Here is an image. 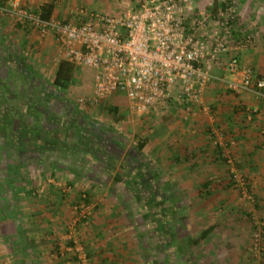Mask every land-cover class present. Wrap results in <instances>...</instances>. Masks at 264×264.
Wrapping results in <instances>:
<instances>
[{
  "label": "crops",
  "instance_id": "obj_1",
  "mask_svg": "<svg viewBox=\"0 0 264 264\" xmlns=\"http://www.w3.org/2000/svg\"><path fill=\"white\" fill-rule=\"evenodd\" d=\"M10 1L0 0V4L10 7ZM13 1L35 12H40L45 5L54 4L53 17L62 21L79 17V14L70 11L72 0ZM126 2L120 5L130 7V10L138 6V0ZM245 12L239 11L235 23L233 43L236 47L229 54L223 55L221 62L226 64L236 56L256 77H263L264 21L262 18L248 19ZM11 20L0 17V33L7 36L13 33H35L21 26L16 30V24ZM214 24L209 23L207 29L201 31L203 37L211 36L216 27ZM50 39L53 40L52 37ZM248 39L251 42L246 47L240 46L241 43L246 44ZM23 41L26 43L21 48L17 47L19 51L13 46L14 54L23 55L29 49L28 44L32 45L27 38H22ZM213 74L215 79L203 94V102L210 108V115L204 114L196 105L191 106L190 112L187 107L169 110V105L176 106L173 102L158 105L150 111L159 112L165 108L177 121L174 126L169 125L167 137L157 138L154 142L160 148L159 152L166 153L158 160L162 165L145 174L138 170L139 177L132 176L128 165L121 166L117 173L97 170L113 179L112 187L124 193L129 200L126 208L130 217H141L142 225L138 218L135 219L136 223L133 221L134 226L128 219L110 217L116 211L115 205L109 207L103 203L96 204L104 210L108 209L110 213L103 211L97 219L91 222L85 220L78 232L95 264H251V254L242 247L240 238L234 236L246 230L234 227V217L229 212L237 202L224 159L214 144L213 129L222 130L228 143H234L231 147L233 157L248 178V184L256 196L254 205L264 217V94L235 93L228 89L225 82L235 80V77L223 66L215 65ZM123 100L120 96L114 98V101ZM13 122L18 126L16 120ZM0 130L4 135V138L0 137V264H78L68 247L60 242L74 214L75 197H67L59 191L61 189L54 187L56 185L41 184L54 173L57 174L55 176L67 175L68 178H75L76 174L79 178H88L86 170L72 168L66 171L60 165L66 161H77V154L81 151L77 153L76 146L68 142L53 144L55 142L50 132L38 134L31 122L30 125H22L18 131H10L1 122ZM167 138L168 150L164 146ZM174 149V153H177L175 156L172 155ZM94 158L101 161V157ZM85 159L89 165L94 162L92 156ZM51 160L53 164L50 165L48 163ZM33 166L38 169L33 170ZM165 177L167 180L163 179ZM188 193L209 195V198L213 194H223L215 202L202 197L201 205H194L197 209L193 211H200V217L197 212L190 220L196 231L194 236H190V230H186L189 226L181 224L177 217L178 210H184L189 205L178 203L176 198H183L182 195ZM129 205L135 207L133 213ZM210 210H219L220 213L214 215L218 217L223 214L222 219L214 221V218H210ZM140 225L141 231H145L144 238L141 236ZM218 229H223L224 235H229L228 240L238 242L237 245L227 250H217L211 244L204 249L202 244L209 242Z\"/></svg>",
  "mask_w": 264,
  "mask_h": 264
},
{
  "label": "built area",
  "instance_id": "obj_2",
  "mask_svg": "<svg viewBox=\"0 0 264 264\" xmlns=\"http://www.w3.org/2000/svg\"><path fill=\"white\" fill-rule=\"evenodd\" d=\"M195 14L188 0H138L135 10L121 15L79 14L78 19L62 21L56 17L44 19L41 13L23 8L17 1L11 0L10 7L0 4V17L10 18L42 38L52 37L64 60L94 71L93 96L88 101L91 105L120 96L126 98L132 112L140 115L172 102L187 107L189 112L196 105L210 115L203 94L215 79V65L223 66L235 77L225 82L228 89L263 96L264 76L256 77L236 56L226 64L221 62L222 56L236 47L235 25L231 24L238 16L236 3L214 18L216 27L208 38L201 31L207 29L211 16ZM250 42L248 39L240 46L246 47ZM213 138L233 181L245 188V175L232 156L234 143H228L220 129H213ZM89 216L90 213H83L82 221ZM79 222L78 219L69 226L65 240L73 245L68 249L78 264H94L78 237ZM259 231L254 247L256 257L263 250L259 243L264 224Z\"/></svg>",
  "mask_w": 264,
  "mask_h": 264
},
{
  "label": "rangeland",
  "instance_id": "obj_3",
  "mask_svg": "<svg viewBox=\"0 0 264 264\" xmlns=\"http://www.w3.org/2000/svg\"><path fill=\"white\" fill-rule=\"evenodd\" d=\"M72 4L70 11H73L76 14L82 15H90L92 13H104V14H116L118 13L121 15L122 11L123 14L130 12V7H123V2L127 4L126 1L128 0H72ZM190 4H192L193 8H195L196 14L195 16L199 15V12L204 13L205 15H210L209 23L214 24L215 17L219 15L222 11V5L227 3L229 0H188ZM232 3H236L238 10L244 13H247L246 17L248 19L255 18L264 21V0H231ZM120 4H123L122 6ZM112 6V8H110ZM115 6V7H114ZM243 7V8H242ZM129 10V11H128ZM238 11V13H239ZM116 12V13H115ZM6 18V17H5ZM246 18V19H247ZM247 19V20H248ZM13 23L15 24L14 20ZM261 21V20H260ZM249 22V21H248ZM247 23V22H246ZM254 23V22H252ZM251 23V24H252ZM18 25H16V30L18 29ZM13 33L12 35H5L0 33V43L1 47H3L7 52L11 53L12 58L18 60L25 67L27 70H31V72H35L37 77L44 81V83L48 86L52 84L54 81L55 73L59 63L64 60L62 56V51L60 46L50 38H42L38 33ZM33 34V36H32ZM7 36V37H6ZM27 38V40L32 44L29 45V49L24 51V54H14L13 46L17 51L22 47L26 41L21 42V40ZM37 45V47H35ZM33 48H30V47ZM17 47H20L19 49ZM21 52V51H20ZM76 76L73 86L70 88L69 92H67L66 98L64 101H60L61 105H65L66 103H70L69 109H72L81 115V119L92 123L93 127H95L97 133V142L102 141L103 147L99 146V143H96V148H100L104 152L110 151V156L108 154H103V156L97 157H105L101 159L99 162L98 160H94L95 156L89 155L86 153H79L81 150L84 151V143H76V150L78 155L77 161L70 162L66 161V163H61L67 170L72 168L78 170H86L88 178H68L66 176H55L57 174H52L48 178H45L42 186L44 185H56L54 187H58L59 191L65 194L67 197L73 196L75 197V205L73 209V215L69 222V225L66 227L65 232L60 237L61 245L64 247H70L69 243L66 242L65 237L67 236L69 226L74 223L76 220L79 219V224L77 226L79 232V226L84 223L82 221V214L90 213L87 221L91 222L93 219H97L99 213L105 211V213H110L108 209L104 210L100 208V206H95L98 203L106 204V206H114V214H111L110 217L113 218H123V220L128 219V222L131 225H134L137 222L135 219H139L140 224L141 217L131 216L126 208L128 203V198L125 197L124 193H119L116 187L113 186V179H110L108 176H105V171L116 172L119 171V168L122 166H127L132 176H138V170L142 172V174L146 172H152L154 169L158 168V165H162L159 163L160 157L165 156L162 152H159L160 148L154 142L157 138H164L168 135V128L169 125H173L177 123L174 120V117L169 115L168 110L162 109L158 111H153L152 113L149 112L145 115L136 114L131 111L128 101L125 97H123V101H114V98H110L102 103L91 105L88 101L93 96V89H94V80H95V73L93 70L84 68V67H76ZM69 105V104H67ZM111 107H118V114L117 116L110 112ZM65 108V107H64ZM169 110L171 109H178V105L176 106H168ZM166 108V109H167ZM158 112V113H157ZM13 115V114H11ZM12 118V116H10ZM16 118V115L14 116ZM20 118V117H19ZM18 120V118H16ZM9 120V119H8ZM15 120V119H14ZM16 120V121H17ZM32 121V120H31ZM3 123V121H2ZM32 124V123H31ZM23 125V123H22ZM33 125V124H32ZM216 129V128H215ZM218 129V128H217ZM34 131H37L36 129ZM3 133H1V137H3ZM4 138V137H3ZM146 141L147 147L140 153L139 152V145ZM169 143V138L165 140L164 146ZM107 146L108 151L105 149ZM166 146L165 148L168 150ZM75 150V151H76ZM172 152L173 156L177 155V153ZM109 153V152H108ZM175 154V155H174ZM30 156V155H29ZM92 156V160H94L91 165L87 163L85 157ZM233 156V154H232ZM106 159V160H105ZM112 161V162H110ZM155 161V162H154ZM112 163V164H111ZM162 163H164L162 161ZM48 164H53L52 160ZM58 165V163H55ZM237 167L243 173V170L238 166ZM226 169L228 170V180L230 183L233 184V194L236 197V206L230 210V214L234 217V227L236 229L244 228L245 232H239V234H234L235 237H239L241 240L242 247L246 248L248 253L251 254L250 257L251 264H264V231L261 234L260 245L262 247V254L260 257H256L254 254V247L257 245V238L256 234L260 233V225L264 224V217L260 215L258 210L255 207L256 196L254 195L252 189L249 186L248 178H246V186L245 188L238 186L232 179L230 175V170L228 164L225 163ZM1 169V165H0ZM38 167L33 166V170H37ZM49 170V169H48ZM97 170L104 171L103 174L97 172ZM181 170V169H180ZM1 171V170H0ZM81 172V171H80ZM162 172V171H161ZM178 172V171H177ZM180 172V171H179ZM165 174V172H162ZM3 174V172H2ZM110 174V173H109ZM245 175V173H243ZM5 175H8L5 173ZM75 175V173H74ZM114 175V174H113ZM131 176V174H130ZM148 177V175H147ZM74 182H71V180ZM167 180V177L163 178ZM50 180L51 182H49ZM53 181V182H52ZM39 187V186H38ZM56 188V189H58ZM200 188V187H198ZM103 189V190H102ZM65 190V192H64ZM69 191V192H68ZM114 191V192H113ZM90 193L92 194L90 196ZM232 194V193H231ZM230 194V195H231ZM225 195V194H224ZM85 196H90V201L87 203L85 201ZM209 195H202L200 193L195 194H184L182 195L183 198L178 196L176 198L178 203L185 202L184 204L189 205L186 209H179L178 210V221L181 224H184L186 230H190V236H194L196 231L194 230L193 223L190 222L191 216L194 218L195 213L199 212L198 210L193 211L195 208L194 205H201L202 197L211 201L219 200L223 194H218V196L214 195L212 197H208ZM233 196V195H231ZM205 201V202H208ZM126 201V203H125ZM233 201V199H232ZM209 202V203H210ZM234 202V203H236ZM238 202L240 204H238ZM124 205V208L122 207ZM233 203V204H234ZM194 207V208H193ZM198 207V206H197ZM128 208L132 211L133 206L129 205ZM199 208V207H198ZM174 209V207H173ZM210 218H214V221H218L222 219V215L215 216V214H219L220 211L210 210ZM133 213V211H132ZM201 215V214H200ZM130 217V219H129ZM205 218L204 216H202ZM231 217V218H232ZM131 218L133 220H131ZM214 223V222H213ZM196 224V223H195ZM142 225V224H141ZM140 225V232L142 238L145 237V231L142 230V226ZM191 225V227H190ZM135 226V225H134ZM217 226V225H216ZM211 228V226H210ZM212 228H216L212 226ZM221 230V231H220ZM184 231V230H183ZM138 231V233H140ZM186 234V231H184ZM223 229H218L213 236L209 239V242L202 244L204 249L211 244L217 250H227V248H234L238 242H230L228 240L229 235H224ZM137 233V234H138ZM139 235V234H138ZM137 235V236H138ZM78 233V237H79ZM216 236L215 238H213ZM80 241L82 242L81 238L79 237ZM138 239V238H137ZM136 239V240H137ZM83 244V242H82ZM84 245V244H83ZM193 245V244H192ZM244 245V246H243ZM206 246V247H205ZM87 251V250H86ZM88 253V252H87ZM73 258H76L73 255ZM91 259V257H90ZM92 260V259H91ZM77 261V259H76ZM78 262V261H77ZM95 264V262L92 260Z\"/></svg>",
  "mask_w": 264,
  "mask_h": 264
},
{
  "label": "flooded vegetation",
  "instance_id": "obj_4",
  "mask_svg": "<svg viewBox=\"0 0 264 264\" xmlns=\"http://www.w3.org/2000/svg\"><path fill=\"white\" fill-rule=\"evenodd\" d=\"M46 87L35 72L27 70L21 65L19 58L13 59L11 53L0 46V123L3 121L10 131H18L22 123L30 125L31 122L38 134L50 132L49 135L55 142L53 144L68 142L76 146L78 142L84 143V151L81 152L89 150V155L92 156H110L107 146L105 149L109 153L96 148V143L102 142H97V133L92 123L82 120L79 113L61 105L62 96ZM15 115L18 120L14 118ZM14 119L18 126H15Z\"/></svg>",
  "mask_w": 264,
  "mask_h": 264
},
{
  "label": "trees",
  "instance_id": "obj_5",
  "mask_svg": "<svg viewBox=\"0 0 264 264\" xmlns=\"http://www.w3.org/2000/svg\"><path fill=\"white\" fill-rule=\"evenodd\" d=\"M232 5V1L229 0L227 3L222 5V10L226 11L230 6ZM54 9H55V5L54 4H50V5H45L43 6L42 10L38 13H41L42 18L44 19H50L53 17V13H54ZM237 22V17L236 20ZM235 21H233L231 24L235 25ZM233 37H235V31H234V35ZM76 66L66 60H62L56 70L55 73V77H54V81L52 82V84L50 86L47 85V90H54L56 91V95L60 94V96H62L60 99L62 101H64V99L66 98L67 92H69L70 88L73 86L74 81H75V76H76ZM46 85V84H45ZM60 98V97H59ZM69 104V105H67ZM65 106L67 107V109H69L70 103H66ZM71 107V106H70ZM118 107H111L110 108V112L114 115L117 116L118 114ZM102 142V141H100ZM146 141H143L140 145H139V152L141 153L145 148H146ZM100 146H103L102 144H99ZM220 151V150H219ZM220 156H221V151H220ZM104 159L105 157H101V159ZM222 158V157H221ZM223 159V158H222ZM106 160V159H105ZM224 162L226 163V160H224ZM112 164V163H111ZM125 167V166H124ZM128 178H130V176H127ZM85 201L87 203H89L90 199L87 197H85ZM69 245H73V243H70Z\"/></svg>",
  "mask_w": 264,
  "mask_h": 264
}]
</instances>
